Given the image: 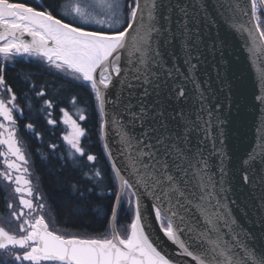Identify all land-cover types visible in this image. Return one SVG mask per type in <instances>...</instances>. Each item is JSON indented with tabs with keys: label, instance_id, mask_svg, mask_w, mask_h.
Returning a JSON list of instances; mask_svg holds the SVG:
<instances>
[{
	"label": "snow or ice",
	"instance_id": "obj_1",
	"mask_svg": "<svg viewBox=\"0 0 264 264\" xmlns=\"http://www.w3.org/2000/svg\"><path fill=\"white\" fill-rule=\"evenodd\" d=\"M216 6L235 30L247 32L252 51L264 48V21L257 14L264 15V0H217ZM177 7L180 15L174 21V9L164 0H69L63 16L78 20L74 26L51 11L0 0V59L36 58L90 86L100 116L114 130L124 158L121 167L114 169L120 189L117 201L127 197L134 207V218L124 233L113 228L110 236L99 238L68 235L46 221L40 214L45 204L39 195L33 203L34 190L24 175L28 168L22 167L27 160L13 114L23 115V109L0 69V117L7 122H0V146L6 148L0 157L7 169L0 171V178L15 185L21 206L17 211L11 203L7 205L18 224L13 231L0 226V264H189L183 257L195 264H264V245L257 246L256 238L241 228L232 211L223 167L217 178L202 148L192 141L201 122L205 138L210 135L211 119L204 120L202 115L203 92L195 76L199 60L195 53L201 26L212 27L215 20L208 15L204 0H189L187 6ZM93 23L102 26L101 30L80 26ZM104 26L111 31L105 32ZM180 59L186 71L181 70ZM188 83L194 86L200 110L195 115L192 109L180 110L170 124L159 99L161 92L166 88L168 98L188 100ZM117 85V93H108L110 86L115 89ZM137 86L142 89L139 97L133 92ZM4 92L9 93L7 100L2 98ZM44 94L43 90L37 93ZM153 94L157 99L147 103ZM44 105L52 108L48 100ZM61 112L63 124L70 128L64 141L74 153L84 156L80 144L83 128L68 111ZM78 116L80 121L85 119L83 109ZM47 123L56 122L49 118ZM26 127L32 129L33 125ZM104 127L101 124L102 130ZM136 128L141 129L139 135ZM250 159L255 160V155ZM87 160L96 157L87 155ZM124 171L127 176L121 174ZM100 175L95 172L96 177ZM242 179L245 184L256 183L247 174ZM260 183L264 184V177ZM142 197L151 199L155 221L176 246L174 256L162 254L154 246L151 221L141 208ZM116 216L114 209L113 220Z\"/></svg>",
	"mask_w": 264,
	"mask_h": 264
},
{
	"label": "water",
	"instance_id": "obj_2",
	"mask_svg": "<svg viewBox=\"0 0 264 264\" xmlns=\"http://www.w3.org/2000/svg\"><path fill=\"white\" fill-rule=\"evenodd\" d=\"M164 3L173 7L172 16L175 21L180 15L177 6H187L189 0H164ZM204 3L208 15L214 18L215 24L212 27L201 26V39L195 53L199 57L195 76L200 91L203 92V119H211V125L208 127L210 135L205 138L201 122L202 127L193 134L192 141L194 146L198 144L202 148L217 178L220 175V168L223 167L225 187L229 189L227 196L232 211L241 228L256 238L255 243L259 247L264 245V184L260 183V178L264 177V48L252 51L247 32L237 31L226 22L217 11V0H204ZM247 19L248 17H245V20ZM176 52L179 55L178 48ZM166 59L169 63L172 62L170 58ZM178 63L181 70L186 71L183 60L180 59ZM113 83L115 84V81ZM107 91L114 95L119 91V85L115 89L110 86ZM193 91L194 86L188 83V100L181 101L168 98L165 96L167 89L162 90L159 99L170 124L173 123L171 117L180 110L187 112L192 109L193 115L200 110V103L193 95ZM133 92L139 97L142 89L137 86ZM156 99L153 94L147 103L151 104ZM100 118L101 124H105L103 130L100 124L102 145L118 194L119 180L115 177L114 169L121 167L124 158L118 151L120 148L118 137L110 125L105 123L107 118L101 116ZM135 132L139 135L141 129L136 128ZM253 155L256 157L255 160L250 159ZM121 174L127 176L126 171ZM244 174L254 178L256 183L245 184L242 179ZM117 194L112 208V213L115 209L117 216L115 220L112 214L110 217L111 233L122 204L117 201ZM233 200L236 203L232 204ZM151 204L149 197H142L141 208L151 221L149 233L151 239L155 241L154 246L162 254L174 256L176 246L168 241L160 230L159 222L154 219ZM182 259L189 261V264H195L188 257Z\"/></svg>",
	"mask_w": 264,
	"mask_h": 264
},
{
	"label": "flooded vegetation",
	"instance_id": "obj_3",
	"mask_svg": "<svg viewBox=\"0 0 264 264\" xmlns=\"http://www.w3.org/2000/svg\"><path fill=\"white\" fill-rule=\"evenodd\" d=\"M58 1L60 0H41L39 5H26L37 7L40 10L51 11L52 14L55 15L57 14L55 8ZM17 62H21L22 65L25 63L29 64L33 70H41L42 72L40 75L43 77L42 81H49V83H51V75L56 74L67 84H69V82H76L78 85L86 88L88 93L92 96V99H95L90 86L84 84L81 81H76L65 76L63 73L58 72L54 68H50L46 63L39 61L36 58H30L26 56L16 57L13 62H4L2 59H0V69H2L5 83L9 87H11V85L5 76V71L7 67H10L13 63L16 64ZM38 75L35 76V81L38 78ZM44 77L48 79L46 80ZM19 80L22 83L21 89L16 91L12 88L11 89L12 92L17 96L16 103L21 109H23V115H20L17 112H14L13 115L17 122V137L21 142V147L27 160V165L22 164V167L26 166L28 168V173H25L24 175L25 178L31 181V185L34 190L33 197L31 198L33 199V203H37L35 197L39 195L42 198L40 202L45 204V209L40 214L45 216L46 221H51L52 226L68 235H76L82 238H99L106 234L110 236V215L112 213V208L117 194V186L102 145L100 135L101 118L97 104H93L92 107H88L87 104L82 100L76 105L67 102V106L64 108H56L52 104V108L48 109L44 105V101L50 100L49 98L44 97L51 96V85L49 89H47L44 84H35L31 86L29 88L30 90L28 91L24 90L27 87L25 86L24 79L20 76ZM41 90H43L45 94L43 96H38L37 93ZM2 98L7 100L9 98V93L4 92L2 94ZM61 109L68 111L72 118L76 119L84 130L85 134L80 139L81 147L85 153L84 156L74 153V150H71L70 146L63 139V136L70 132V128L67 125H64L62 122L63 113L61 112ZM79 109H83V114L85 115V119L83 121L79 120ZM49 112L51 113L50 117L48 116ZM49 118L53 119L56 123L54 125L48 124L47 120ZM0 122L7 123L3 121L2 117H0ZM29 123L33 125L32 129H28L26 127V125ZM52 145H55L56 147L53 148ZM0 151H6V148L0 146ZM70 152L73 154L70 155ZM87 155H94L96 160L88 161ZM9 159L15 160L14 157H9ZM46 159H50L51 163L58 161L62 166L66 164L69 169L77 172L82 182V187L84 188L83 192L80 193V197L87 200V194L94 192L95 197H97L99 200L105 196L111 199V206L108 210L109 212L107 211L108 215L101 230L89 231L81 228L77 229L62 223L57 219L54 204L47 196V193L45 192V189L42 185L41 176L36 171L37 164L44 162ZM5 170L7 169L6 165L4 164V157H0V171ZM96 171H100L101 175L99 177L95 176ZM105 176L106 179H108V185L103 184ZM14 187V184L5 182L2 178H0V226L5 227V229L9 231L15 230L17 228L18 222L11 217V212L7 205L11 203L17 211L21 207L19 204V196L14 192ZM70 189L74 195L79 188L76 185H73ZM25 198L28 197L25 196ZM25 211L27 212V209H25ZM119 213L121 214H119L118 220L115 221V228L117 231L124 233L134 216V209L128 204L127 197L124 198ZM102 214L104 215L103 212Z\"/></svg>",
	"mask_w": 264,
	"mask_h": 264
},
{
	"label": "trees",
	"instance_id": "obj_4",
	"mask_svg": "<svg viewBox=\"0 0 264 264\" xmlns=\"http://www.w3.org/2000/svg\"><path fill=\"white\" fill-rule=\"evenodd\" d=\"M55 16L61 18L57 14H55ZM85 29L97 30L94 27ZM41 72L42 71L38 69L33 70L29 64L25 63L22 65L21 62H17L6 68L5 76L11 88L15 91L21 89L22 83L19 80L20 76L24 79L25 86H27L24 90L29 91V88L35 84H44L47 89H49L51 85V96H45L44 98H49L50 102L56 108L66 107L67 102L76 105L82 100L88 107H92L93 104L96 105L95 99H92V96L83 86L78 85L76 82H69V84H67L56 74L51 75V83H49V81H42L43 77L40 75ZM36 75H38V78L35 81ZM45 79L47 80L48 78ZM36 171L41 176L42 185L50 201L54 204L56 217L60 222L77 229L81 228L89 231H98L102 229L111 206V199L109 197L105 196L99 200L95 197L94 192L87 194V200L80 197V193L83 192L84 188L82 187L79 175L77 172L69 169L66 164L62 166L58 161L51 163L50 159H46L44 162L37 164ZM103 184H109L106 176ZM73 185L79 188L74 195L70 189Z\"/></svg>",
	"mask_w": 264,
	"mask_h": 264
},
{
	"label": "rangeland",
	"instance_id": "obj_5",
	"mask_svg": "<svg viewBox=\"0 0 264 264\" xmlns=\"http://www.w3.org/2000/svg\"><path fill=\"white\" fill-rule=\"evenodd\" d=\"M16 2H23L25 4H38L39 5L41 3V0H16ZM73 2H79V0H73ZM53 3H55V2H53ZM68 3H69V0L58 1L56 4L55 10L57 11V15L60 16L61 18H63L64 21L69 22V23H73V25L75 26L77 23H79L78 20H73L71 15L63 16V13L65 11L64 6L67 5ZM126 12H127V9H125V14H126ZM257 14L261 16V21H264V15H261V12H258ZM101 18H103V17H101ZM80 26H82L84 28L94 27L97 30H101V27H102V26L96 25L94 23L93 24H81ZM103 30L104 31H111V30L107 29L106 26L103 27ZM124 207H125V204H124Z\"/></svg>",
	"mask_w": 264,
	"mask_h": 264
},
{
	"label": "bare ground",
	"instance_id": "obj_6",
	"mask_svg": "<svg viewBox=\"0 0 264 264\" xmlns=\"http://www.w3.org/2000/svg\"><path fill=\"white\" fill-rule=\"evenodd\" d=\"M112 214V213H111ZM118 216H119V214H118ZM111 217V216H110ZM117 220H118V218H117Z\"/></svg>",
	"mask_w": 264,
	"mask_h": 264
}]
</instances>
